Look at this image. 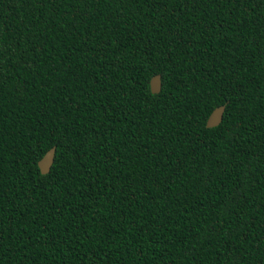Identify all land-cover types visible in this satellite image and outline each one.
<instances>
[{"label":"trees","instance_id":"trees-1","mask_svg":"<svg viewBox=\"0 0 264 264\" xmlns=\"http://www.w3.org/2000/svg\"><path fill=\"white\" fill-rule=\"evenodd\" d=\"M0 264H264V0H0Z\"/></svg>","mask_w":264,"mask_h":264},{"label":"water","instance_id":"water-1","mask_svg":"<svg viewBox=\"0 0 264 264\" xmlns=\"http://www.w3.org/2000/svg\"><path fill=\"white\" fill-rule=\"evenodd\" d=\"M161 87V82H160V75H154L151 80H150V89L152 93H157L160 91ZM225 109V105H219L217 106L208 116L207 121H206V126L207 127H214L217 126L223 116V112ZM55 146H52L49 148L45 154L39 159L38 161V167L40 169V172L45 174L48 173L50 170V167L53 163L54 155H55Z\"/></svg>","mask_w":264,"mask_h":264}]
</instances>
